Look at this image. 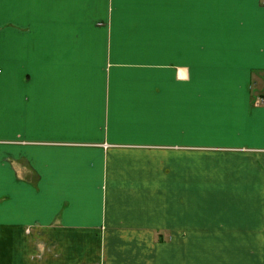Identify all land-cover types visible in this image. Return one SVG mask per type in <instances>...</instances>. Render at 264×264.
Masks as SVG:
<instances>
[{"label":"crops","instance_id":"1","mask_svg":"<svg viewBox=\"0 0 264 264\" xmlns=\"http://www.w3.org/2000/svg\"><path fill=\"white\" fill-rule=\"evenodd\" d=\"M0 264H264L261 0H0Z\"/></svg>","mask_w":264,"mask_h":264},{"label":"built area","instance_id":"2","mask_svg":"<svg viewBox=\"0 0 264 264\" xmlns=\"http://www.w3.org/2000/svg\"><path fill=\"white\" fill-rule=\"evenodd\" d=\"M261 3L264 5V0H261Z\"/></svg>","mask_w":264,"mask_h":264}]
</instances>
